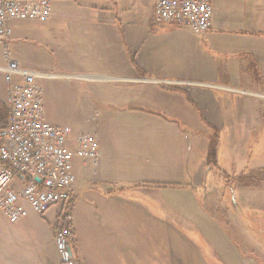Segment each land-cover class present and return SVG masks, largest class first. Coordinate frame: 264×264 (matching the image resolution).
Segmentation results:
<instances>
[{"label": "crops", "instance_id": "crops-1", "mask_svg": "<svg viewBox=\"0 0 264 264\" xmlns=\"http://www.w3.org/2000/svg\"><path fill=\"white\" fill-rule=\"evenodd\" d=\"M156 1L52 0L48 21L11 22L12 57L62 76L39 81L48 119L100 140L97 168L75 162L83 223L74 213L73 251L82 264H146L145 232L154 225L146 215H153L198 251L182 262L171 253L177 239L168 238V254L157 252L155 262L264 264V99L251 95L264 94V0H211L212 27L199 35L158 22ZM6 49L0 42V64ZM7 100L0 73V131ZM214 132L218 170L205 168ZM205 177L231 194L227 216L240 239L201 209L196 189ZM23 180L0 161V192ZM56 213L30 209L15 224L0 213V264H16L20 223L31 236L29 264H43ZM51 253L61 263L55 245Z\"/></svg>", "mask_w": 264, "mask_h": 264}, {"label": "built area", "instance_id": "built-area-1", "mask_svg": "<svg viewBox=\"0 0 264 264\" xmlns=\"http://www.w3.org/2000/svg\"><path fill=\"white\" fill-rule=\"evenodd\" d=\"M53 14L52 0H0V42L7 47L0 73L5 76L8 92V125L0 131V161L15 175L24 178L0 192V213L18 223L29 210L45 216L57 208L59 229L55 246L60 264H82L73 251L74 230L64 226L78 184L75 162L95 169L101 160L99 137L71 125H57L47 117L44 89L39 81L61 78L58 74L30 70L12 57L8 45L14 20L48 21ZM158 22L176 24L203 34L212 27L211 0H157ZM102 79L100 76H78ZM264 99V94H252Z\"/></svg>", "mask_w": 264, "mask_h": 264}, {"label": "rangeland", "instance_id": "rangeland-1", "mask_svg": "<svg viewBox=\"0 0 264 264\" xmlns=\"http://www.w3.org/2000/svg\"><path fill=\"white\" fill-rule=\"evenodd\" d=\"M72 121V120H71ZM76 123V122H73ZM217 132H214V135L210 137V145L211 142L214 140L212 137H217V145L220 144V136L216 135ZM210 149V147H209ZM207 163V161H206ZM206 168V165H205ZM207 177L204 178V182H202L198 189H196V195L198 198L199 205L201 206V209L211 215L213 219L222 226L226 227L229 233L233 234L235 237L240 239L239 234L236 233V230L234 226L232 225V221L228 219V213L233 211L234 205L231 202V194L228 192L227 187L222 182H212L208 183V180H206ZM208 179V178H207ZM75 197L72 196L70 207L67 210V214L71 217L69 220V226L71 229L74 230L75 236H76V224L77 226L82 225V221L78 219L79 217V208L78 204L77 206L74 204ZM82 206V204H81ZM74 213H76V224H75V216ZM162 217L163 213H162ZM23 222V221H22ZM154 223L153 227L151 226V229H146L145 232V240H146V264H168L166 262H155L153 260V257H157V252H159L161 255L168 254V238L170 239H177V245L175 248H172L171 250L172 254L177 255V259H180L182 262L184 261L185 256L196 254L198 251L193 245H190L189 243H186L184 240L183 234L177 229L175 232V229L173 226H167L166 221L162 219V221H158V219L153 215H146V223L149 225ZM157 222L158 223L157 225ZM180 221H178L179 223ZM66 221H64L65 226ZM95 221L91 222V228L95 226ZM183 224H178V227H182ZM15 236L17 239V247H16V264H29L30 258L29 256L24 252L25 250V243L24 240L27 238H30L31 236L28 235V229L25 227L24 223L17 224L15 226ZM67 228V227H66ZM185 228V227H184ZM59 229V222L58 219L55 222V225L50 226L49 233H48V240H49V251L48 256L46 260H43V264H58L59 261L56 258L54 253H51L53 245H55L54 237L56 232ZM182 234V235H181ZM194 237L197 239L198 236L193 234ZM80 236H81V227L78 230L77 229V240L78 244L80 242ZM104 237V236H103ZM179 240L183 242L182 244L179 243ZM184 244V245H183ZM186 245V246H185ZM154 247V249H151V247ZM264 247V244H262ZM155 250V251H154ZM155 257V258H156ZM162 258V257H160ZM35 262V260H33ZM45 261V262H44ZM35 264V263H34ZM60 264V262H59Z\"/></svg>", "mask_w": 264, "mask_h": 264}, {"label": "trees", "instance_id": "trees-1", "mask_svg": "<svg viewBox=\"0 0 264 264\" xmlns=\"http://www.w3.org/2000/svg\"><path fill=\"white\" fill-rule=\"evenodd\" d=\"M217 136L219 135L218 133L216 134ZM214 139L211 142L209 153H208V158H207V163H206V169L210 170H218L219 169V161H218V148L219 146L217 145V137L214 136L212 137ZM228 177H226L227 179ZM231 183V182H230ZM228 182V186L231 185ZM65 227H69V223L66 220Z\"/></svg>", "mask_w": 264, "mask_h": 264}, {"label": "bare ground", "instance_id": "bare-ground-1", "mask_svg": "<svg viewBox=\"0 0 264 264\" xmlns=\"http://www.w3.org/2000/svg\"><path fill=\"white\" fill-rule=\"evenodd\" d=\"M228 90V89H227ZM239 92V91H238ZM241 92V91H240ZM244 93V92H243ZM247 93V92H246ZM249 93V92H248ZM252 95V94H251ZM258 98V97H257Z\"/></svg>", "mask_w": 264, "mask_h": 264}]
</instances>
